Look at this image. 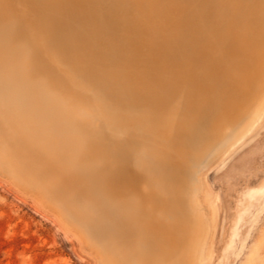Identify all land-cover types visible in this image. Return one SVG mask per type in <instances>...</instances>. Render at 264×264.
Here are the masks:
<instances>
[{
    "label": "bare ground",
    "instance_id": "obj_1",
    "mask_svg": "<svg viewBox=\"0 0 264 264\" xmlns=\"http://www.w3.org/2000/svg\"><path fill=\"white\" fill-rule=\"evenodd\" d=\"M124 1L129 30L118 43L112 38L104 45L99 32L109 34L124 12L98 0H0V167L74 222L101 264H206L204 236L193 240L192 259L186 251L171 256L191 238L186 239L189 219L173 210L172 173L165 166L182 155L192 132L184 130L197 127L205 108L215 110L213 122L230 119L256 85L264 64V0ZM74 11L83 15L76 18ZM80 69L101 84L119 82L115 102H126L128 110L83 91ZM124 80L141 83L143 91L133 94ZM260 102L226 151L260 124L264 97ZM60 105L71 114L61 115ZM74 116L110 128L133 117L151 125L154 135L140 151L149 179L147 209L121 150L92 144L71 127ZM62 188L70 197H62ZM106 203L118 219V234L104 230ZM156 210L175 217L147 219Z\"/></svg>",
    "mask_w": 264,
    "mask_h": 264
},
{
    "label": "rangeland",
    "instance_id": "obj_2",
    "mask_svg": "<svg viewBox=\"0 0 264 264\" xmlns=\"http://www.w3.org/2000/svg\"><path fill=\"white\" fill-rule=\"evenodd\" d=\"M98 1L117 12H124L120 13L119 25H114L109 34L99 32L102 33L99 35L100 42L104 45L109 44L112 38L118 43L122 34H125L123 31L129 30L125 12H129L130 6L125 5L124 0ZM72 14L76 18L83 15L80 11H74ZM77 71L83 81L80 88L97 96L95 101L102 99L115 109L128 110L126 102L124 105L115 102L118 99L116 92L119 89L116 85L119 82L101 84L98 78L92 77L88 71ZM123 85L134 89L133 94L136 95L143 88L141 83L129 80H124ZM46 95L44 100L52 101ZM263 97L264 64L256 85L247 92L233 117H222L221 120L213 122L215 110L206 106L208 108H205L203 116L196 121L197 127L194 130H184L192 131L187 134V147L183 149L181 156L173 157L175 161L165 167L172 173V196L176 199L173 210L183 212L189 219L186 239L191 238V242L188 241L186 248L171 256H181L183 251H186L192 259L195 255L193 240L204 236L206 241L208 240L207 251L210 258L206 264H264V118L240 144L229 151L225 150L226 145L233 141L235 135L260 110ZM131 99L135 103V96ZM58 107L61 115L71 114L68 107ZM136 111L133 110L135 114ZM129 119L121 124L116 123L113 128L105 121L90 122L77 116H74L70 123L77 132L83 133L87 139L90 138L88 141L92 144L100 145L103 142L108 150L113 148L115 153L119 150L114 147L121 150L120 155L135 179L133 189L145 198L143 205L147 209L150 203V190L146 187L149 179L141 165L144 155L140 151L146 147L151 135H154V129L147 121L138 117ZM108 157L109 160L114 158L112 153ZM74 186L77 190L81 189L78 184ZM193 189H196V195L191 194ZM60 194L64 199L70 197L65 188L60 190ZM158 200L160 201V196L156 201L159 205ZM208 202L212 206L208 205ZM106 204H102L104 218L108 216L104 221V230L109 234H118L121 230L116 222L118 219L113 214V207ZM69 206L71 215L75 217V210ZM74 206L78 207L77 202ZM157 208L161 209V205ZM147 212L150 213L149 209ZM146 216L149 220L154 218L156 222H166L167 219L175 217L173 212L162 216L160 210ZM86 218L87 221L90 220L88 216ZM91 223L93 221L89 223V228L93 227ZM196 228L202 229L203 233L195 234ZM0 264L101 263L92 246L83 240L74 222L65 219L56 206L45 200L41 193L27 189L0 167Z\"/></svg>",
    "mask_w": 264,
    "mask_h": 264
}]
</instances>
